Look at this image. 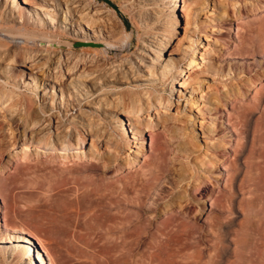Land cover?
I'll list each match as a JSON object with an SVG mask.
<instances>
[{
	"label": "rangeland",
	"instance_id": "374dc122",
	"mask_svg": "<svg viewBox=\"0 0 264 264\" xmlns=\"http://www.w3.org/2000/svg\"><path fill=\"white\" fill-rule=\"evenodd\" d=\"M14 1L23 8L21 0ZM43 1L54 20L50 22L48 16L38 12L45 24L33 29L36 36L25 42L29 49L26 53L35 56V65L10 66L4 71L5 81L0 80V238L8 241L13 235L5 223L14 219L44 248L50 247L42 229L33 220L22 219L33 207L34 194L29 188V177L18 172L20 164L43 161L46 155L33 147L22 151V129H12L7 110L21 123L24 107L16 103L30 105L32 116L33 113L37 116H33V122L39 123L28 127L30 134L25 138L34 142L48 140L47 123L51 135L53 127L71 128L73 123L69 119L82 98H75L68 76L81 68L82 72L79 70L77 74L80 72L78 88L82 93L89 88L84 74L96 75V90L100 92H93L94 95L119 98L124 109L123 122L126 124L130 116L139 124L138 136L130 134L128 126L124 127L128 133L123 141L113 129V118L97 113L100 122L108 126L110 140L96 145L88 139L81 152L85 156L82 162L95 166L87 175H92L95 182L105 181L119 187L113 196L118 195L121 202L114 197L118 206L113 207L122 210V218L128 214V224L132 223L129 264L166 260L169 264H264V53L258 50L244 54L242 46L245 23L264 19V0H176L174 36L166 52L168 56L163 57L170 56L172 62L166 73L153 64H149L147 73L136 62L141 41L152 32L153 24L150 20L137 23L143 12L136 10L131 0H107L116 9L117 4L122 6L129 19L117 15L100 0H77L67 12L61 1L60 8H55L53 0ZM87 6L92 7L89 13ZM164 14L160 13V21L156 22H169ZM50 23L57 28L55 31ZM44 33L54 37L45 39ZM81 38L100 44L82 45L78 41ZM105 42L114 47L103 50ZM254 42L259 44L257 39ZM7 43L0 38V51L7 50ZM24 54H18V58ZM192 58L194 64L189 66ZM209 65L214 66L213 72ZM174 74L178 75L171 83ZM256 90L262 96L256 108L251 112L239 110L238 105L244 108L252 104ZM144 95L155 100L154 106L163 100H169L171 105L167 110L156 108L140 117L132 115L130 102ZM234 151H242L239 161L242 169L236 193L231 196L226 180ZM22 153L28 157L23 158ZM241 179L245 180L244 188L239 192L237 185ZM104 200L108 207L115 203ZM102 202L96 201L98 209L102 208ZM104 203L101 210L107 208L105 212H111L112 205L108 208ZM169 221L174 230L166 232L165 239L170 242L164 240L154 251L150 237H156ZM16 236L23 237L19 233ZM63 245L56 248L63 255L62 264H117L114 253L105 249L100 254L95 241L86 247ZM12 246L0 244L3 247L0 252L5 248L9 252ZM32 248L37 251L33 245ZM11 258L0 260V264H18Z\"/></svg>",
	"mask_w": 264,
	"mask_h": 264
},
{
	"label": "bare ground",
	"instance_id": "6f19581e",
	"mask_svg": "<svg viewBox=\"0 0 264 264\" xmlns=\"http://www.w3.org/2000/svg\"><path fill=\"white\" fill-rule=\"evenodd\" d=\"M29 1L21 0V6H23L22 8V7H18L17 4L14 3L15 2L14 0H0V38L8 42L7 44H5L7 50L3 52L0 51V80L2 81H5L4 71L8 69L10 66H15L20 68H30L31 66H33L35 61V59L33 60V58L35 56L31 55L30 53H29L30 55L26 53L27 50L29 49L26 48L25 42L33 40L32 39L33 36H36L35 31L33 29L37 27L40 28L42 24L43 25L45 24L38 15V12L45 16H48L50 22H53L54 20L53 16H51L50 14L51 10L48 9V6H46V4H43L44 2L43 0H40L41 3L39 4L31 3ZM53 1L55 8H60V4L58 2L61 1L66 7L65 9L66 12L68 11V8L74 6L73 4H77L76 3L77 0H53ZM131 1L135 6L136 10L143 12V16L139 15L138 18L136 19L137 23H140L141 21L145 22L150 20L153 24L152 32L149 33L147 36L145 35L144 40L141 41L142 48H141V52L137 54L136 62L139 63V65L147 73H149L148 69L151 68L149 64H153L154 67H162L163 72H165L166 68L170 67L172 63L170 56L168 57V59L166 58L163 59V57L168 56L166 52H169L170 43L174 36V30H175L174 28L177 21V17L174 14L176 7L175 6L176 0H131ZM83 2L85 1L83 0ZM77 6L78 5H76V7ZM89 6H87L86 8V12L88 11V13L89 11L92 10L91 9L92 7L89 8ZM117 6H116L117 7L116 14L117 15L122 14L125 16V18L129 19L126 10L125 9L123 10L122 6L118 4ZM83 10L82 12H84ZM160 13L162 14L165 13L164 17L169 19V22L167 20H166L167 22H163V24L162 22H156V20L160 21V17H161ZM83 15L80 14L81 22L84 21ZM130 19H132V21H135L134 20L135 18L134 19L130 18ZM8 25L10 26L9 28L7 27ZM145 25H147V23H145ZM30 28H32V30H29ZM52 28H54V31L55 29H57L55 28L54 25H52ZM243 28H244V34L243 32L242 34L244 35L243 36L244 40L242 42V46L244 48V54H247L249 52H257L258 50L264 53V19L263 21H259L256 23H249V24L245 23ZM237 29H240L239 25H237ZM43 35L44 36L42 37L45 39L54 37V35L49 33H44ZM129 36L131 35L130 34L127 35V38H129ZM34 39H37V37ZM254 39H257L259 44L255 45ZM78 41H80L82 45L100 44L99 42H96L94 40H88L85 38H81ZM126 42L129 41H125V43ZM125 43L123 42V45ZM102 45L104 46L103 50H111L112 47H114L111 45V43L108 42H105ZM127 46L129 47V45ZM22 52H24L25 54L21 58H18V54H21ZM103 54H107V52L104 51ZM147 62L148 65L145 66ZM192 64H194L193 58L191 59V63L189 64V66ZM208 69L213 72L214 66L209 65ZM79 70H81V68ZM78 71H76L75 74L71 73L72 75L70 74L71 76L69 75L68 77H69V83L73 86V89L75 90V98L77 99L82 98V101H80L79 106L82 107L83 109H81L78 106L76 108L75 114L72 115V117H70L69 121L73 123L71 128L68 129L66 126L62 129L60 128V126L53 127L54 132L53 135H51L52 132L50 131L49 128L50 123L49 124L47 123L48 127L45 130H47V133H49L50 135V137H48V140L46 139L45 142H41V141L34 142L33 139L25 138L26 134H30V132L28 131V129L30 128L29 126H31L32 124L37 125L39 123L38 121L33 122V116L34 117L37 116H35L34 113L32 116L30 105H28V103L26 104L21 102L16 103V105H18L19 107H24V109H22L24 113H22L23 117L21 118L23 119H21L22 120L21 123H19L20 122L19 119H18L19 121L15 120L17 118L15 119L13 118L14 114L10 113V111L7 110L8 115L11 117L10 123L12 129H15V131H18V129H22V131H20L22 133L21 135L23 136V140L21 144L22 151L31 149L33 147L35 150L38 149L43 150L45 153L44 155H46L43 161L32 162L31 164L29 163L24 165L20 164L18 166V172L21 176L29 177L28 182L29 183L31 182V187L29 188L32 190L34 194L33 207L22 215L24 217L22 219L33 220L35 224H37L38 227L42 229V231L47 236L46 238L48 241V246H50L49 248L53 250V253L50 254L51 249L49 251V248H44L42 243H40L35 238V236L31 232H29L28 229H25L24 227L20 226L21 224L19 222H16V220L11 219L9 223L7 222L8 224L5 223V225L7 229H9L12 232L13 235H11V237L7 239L8 241H4L5 239L0 238V244H6V245L13 244L14 246L11 247L12 250L9 251L10 253L7 251V248L1 250L0 260L2 261H7L9 257H12L11 259L15 260V262L18 264L19 263L20 264H62L64 260L63 255H61L60 252L56 250V248H60V245L61 246L63 244H64L63 246H67V244L70 246L72 245L71 248L74 245L75 247L76 245H78V247H80V245L82 246L84 245L83 247H86V246H90V244L95 241L100 246V254H102L105 249H108L110 252L114 253L115 261L117 264L119 262H127L128 264L130 263L129 259L131 258V255L128 245L131 240L132 223L128 224V220L130 219L127 218L129 215L127 214L128 215L127 216L125 214L126 212L124 213L125 214L124 216L126 218L125 217L122 218V214H121L122 210L121 212H119L116 209L117 207L115 209L113 207V206H118L117 202L115 201L120 199L118 198V195L113 196L114 194H116L117 192L116 188L118 186L115 188L114 186L116 185H112V183L107 184L108 182L105 181L100 183V180L98 179L97 180L99 182L98 181L95 182L93 180L94 178L92 177V175L89 174L87 175L86 172L95 166L82 162V159L85 156H82L81 152L84 147V144L88 139H90L92 144L95 143L96 145L106 142V140H110L111 134L108 132L109 130L108 126H105L100 122L99 117L96 115L97 113H101L103 116L107 118L109 117L113 118L112 119L113 124H115V126H113V129L117 133V135L120 138H122L123 141L126 140L128 133L127 130L124 129V127L128 126L130 130V134H133V136H138L140 132L139 124L133 121V119L130 116L128 117L125 116L128 118V122L126 124L123 122L121 117L124 116L123 115L124 109L123 108H122L123 110L121 109L122 101L120 102L118 100L119 98L117 99L116 97L111 95L109 96L110 98L108 99L101 95H94L93 92H95V94L100 92V91L97 92L96 90L97 87L96 82L98 80L96 75L92 73L84 74L85 77L87 78V82H89V88H87V91H84L85 93H82L78 88L79 87L78 77L80 74V72L77 74ZM151 73L153 74L154 72ZM177 75L178 74H174L173 76H171V80H172L171 83L175 82L176 79L175 77ZM185 81L186 80H184L181 83V85H184ZM14 87H16V84L14 85ZM170 88L172 87L170 86ZM261 97L262 96L260 94V91L256 90L252 100V104L250 105L251 107L244 106L243 108L241 105H238L237 108L239 110L244 109V112L245 111L251 112L252 109L256 108L255 106L261 101ZM10 98L12 99L13 96L10 95ZM21 98L22 97H20V99ZM85 99H87V101ZM153 101L155 100L149 97V95H144V97H140V98H133L131 102L129 101L132 106L131 108L132 110L130 113H132V115H136L140 117L139 115L148 114L151 112V110H155L156 108H158L159 110H167L171 105L169 100H163V101H158V103H156L154 106L152 104ZM241 111L243 112V110ZM242 112H240V117L243 114ZM244 118H245V114H244ZM144 127L145 128L149 127V124H144ZM42 132L43 130L41 131V133ZM243 148L244 145L241 146V150H243ZM72 150L73 151L76 150L79 152L76 154V152L73 153ZM241 152L234 151V158L233 160H230L228 163L226 186L230 190L231 196H233L236 193V184L239 181V174H240V170L242 169V165L239 163L241 158ZM26 157H28V154L24 153L23 158ZM127 165H131V164L127 163ZM244 181H245L244 179H241V181L237 185L238 186L237 191L239 190L240 192L243 190ZM112 196H113L112 199H115L114 201L110 199ZM114 197H117L118 199ZM99 199L100 200L107 199L108 203L115 202L116 204L115 203H112L110 205L108 204L109 207L112 205L111 208L113 207V209L110 210L111 212L109 211L105 212L107 208H105V211L101 210L102 208L105 207V206L103 207V203L105 202V200L103 202L101 200L102 205L100 206H102V208L98 209L100 207L97 206L96 201H98V204H101ZM120 202L121 199L119 200V203ZM104 204L106 205V207H108L107 202H105ZM119 209L120 208L118 207V210ZM113 210L114 212H112ZM172 224H173L172 221L165 223L163 225V229L161 230V232H159V234H157L156 237H150L151 241L154 244L153 246L154 251H156L159 248L161 242L167 239L166 232L171 231L172 233V230H174L173 227L174 225ZM16 233L23 235V237L16 236ZM30 240H33L36 244V248H37L36 252L33 250L32 243L30 242ZM166 241L170 242L169 239ZM37 245L40 247L41 251L38 249ZM70 246H68L67 248H69ZM130 246L132 245L130 244ZM1 248L3 247H0V249ZM45 256L48 261H46ZM166 261L165 262L159 261L156 264H169L166 263ZM144 263L153 264V261L152 262L150 261V263L148 262L146 263L145 261Z\"/></svg>",
	"mask_w": 264,
	"mask_h": 264
},
{
	"label": "water",
	"instance_id": "95a60500",
	"mask_svg": "<svg viewBox=\"0 0 264 264\" xmlns=\"http://www.w3.org/2000/svg\"><path fill=\"white\" fill-rule=\"evenodd\" d=\"M101 2H103L104 4L108 5L111 9H113L116 12V8L107 0H100ZM87 46H94L93 44H88ZM30 242L32 243V245L36 248V244L33 240H30Z\"/></svg>",
	"mask_w": 264,
	"mask_h": 264
}]
</instances>
